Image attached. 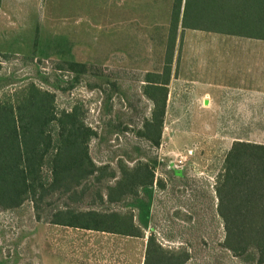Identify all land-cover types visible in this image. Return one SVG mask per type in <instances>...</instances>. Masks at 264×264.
<instances>
[{"label": "rangeland", "instance_id": "rangeland-1", "mask_svg": "<svg viewBox=\"0 0 264 264\" xmlns=\"http://www.w3.org/2000/svg\"><path fill=\"white\" fill-rule=\"evenodd\" d=\"M115 1L31 0L21 19L0 20V47L6 49L0 51V100H20L33 83L53 94L57 110L80 108L96 132L89 153L97 164L148 162L151 192L109 206L131 213L145 235L152 231L163 246L187 249L185 264H264L250 251L237 256L224 247L215 192L232 141L264 143V100L191 97L172 76L180 53L176 35L160 140L152 145L139 135L152 107L141 88L145 72L162 70L173 0H135L133 24H126L127 9L115 8ZM116 16L124 23L113 24ZM63 231L64 225L36 220L30 200L0 211V264H38L41 250L34 244L60 241ZM56 252L53 260L61 264V249ZM95 257L103 262L102 248Z\"/></svg>", "mask_w": 264, "mask_h": 264}, {"label": "trees", "instance_id": "trees-1", "mask_svg": "<svg viewBox=\"0 0 264 264\" xmlns=\"http://www.w3.org/2000/svg\"><path fill=\"white\" fill-rule=\"evenodd\" d=\"M264 39V0H173L161 71H147L142 94L152 102L139 135L157 146L165 113L178 27ZM54 96L28 84L20 100H0V211L32 202L38 221L145 236L131 213L110 204L150 193L148 162L97 164L89 153L96 132L73 105L57 110ZM47 167V173L43 168ZM180 174L179 170H174ZM155 184L162 186L161 180ZM217 212L223 245L234 255L250 251L264 262V143L235 139L216 175ZM66 198V201L63 199ZM61 204L50 200H61ZM185 248H167L146 235L143 264H185Z\"/></svg>", "mask_w": 264, "mask_h": 264}, {"label": "crops", "instance_id": "crops-1", "mask_svg": "<svg viewBox=\"0 0 264 264\" xmlns=\"http://www.w3.org/2000/svg\"><path fill=\"white\" fill-rule=\"evenodd\" d=\"M29 1L0 0V20L6 18L5 21L12 22V18L21 19L24 9L28 7L25 3ZM33 1L35 4L47 1L49 5L66 2ZM134 1H115V8L127 9L126 24L134 23ZM112 23L118 25L124 21L116 16ZM177 35L180 53L172 76L175 85L185 86L191 97L202 100H264V39L181 26L178 27ZM1 41L0 38L2 45ZM5 50L0 47V51ZM41 229L50 231V228L43 226ZM121 234L66 225L62 240L53 242L44 239L33 247L41 250V259L37 257L38 264H59L53 258L57 255L56 250L60 249L61 264H143L146 235L144 238ZM99 248L106 255L101 263H97L95 257L96 249Z\"/></svg>", "mask_w": 264, "mask_h": 264}]
</instances>
